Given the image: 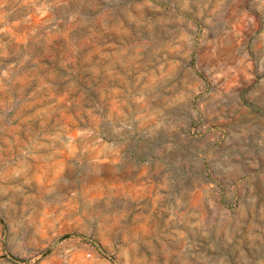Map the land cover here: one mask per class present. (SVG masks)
<instances>
[{"label": "rangeland", "instance_id": "374dc122", "mask_svg": "<svg viewBox=\"0 0 264 264\" xmlns=\"http://www.w3.org/2000/svg\"><path fill=\"white\" fill-rule=\"evenodd\" d=\"M0 264H264V0H0Z\"/></svg>", "mask_w": 264, "mask_h": 264}, {"label": "built area", "instance_id": "2783aa9c", "mask_svg": "<svg viewBox=\"0 0 264 264\" xmlns=\"http://www.w3.org/2000/svg\"><path fill=\"white\" fill-rule=\"evenodd\" d=\"M87 245L90 246L92 249H95L96 251H100L99 246L97 245V243L92 240V239H87ZM86 257H92V252H87L86 253Z\"/></svg>", "mask_w": 264, "mask_h": 264}]
</instances>
